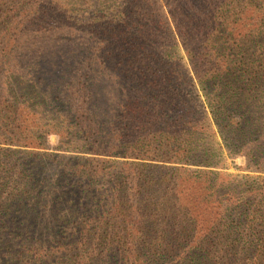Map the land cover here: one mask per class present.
Masks as SVG:
<instances>
[{"label":"trees","instance_id":"obj_1","mask_svg":"<svg viewBox=\"0 0 264 264\" xmlns=\"http://www.w3.org/2000/svg\"><path fill=\"white\" fill-rule=\"evenodd\" d=\"M27 1L0 72L76 38L46 79L78 135L51 155L0 81V264H264V0Z\"/></svg>","mask_w":264,"mask_h":264},{"label":"rangeland","instance_id":"obj_2","mask_svg":"<svg viewBox=\"0 0 264 264\" xmlns=\"http://www.w3.org/2000/svg\"><path fill=\"white\" fill-rule=\"evenodd\" d=\"M67 1L70 4L72 0ZM2 2L0 4V7L3 11L5 10L11 16L16 15L20 5H25L26 7H29L30 5L27 0H6L3 3ZM77 2L79 9L82 10L88 11L90 9L96 8V6L100 8L98 6L100 5V0H77ZM112 5L113 2L107 7ZM18 25H21L20 22L18 23ZM77 43L78 41L74 37L67 38V40L58 41L54 38H47L45 39L41 47H34L26 51L25 55L20 57V64L15 65L14 67L13 65H10V69H12V72H7L8 68L6 66L4 67L3 71L0 72V81L4 83L5 89H8V91H10V94L12 92L14 93V95H11L18 97L21 100H27L28 109L21 110L18 114L19 120L21 121V126L23 127L21 128L23 129L22 134L28 136L29 133H32L34 137H37V140L40 139L42 141L44 150L52 153L51 155L67 156L64 154H68V152H62V150L60 149H64V147L68 149V147L70 146H64V141H60V139L62 136L67 135L65 136L68 137V139H66L67 141H77L78 134L76 127L73 126V123L71 121H68L67 124L60 122L62 118L59 116V112L56 111V107L61 106L60 103L62 102H60V100L66 102V98H64L63 95L61 96V94H59V85H61L59 83V80L56 81L57 78L50 77L46 79V74L50 72L49 69L51 67H53L52 72H54L56 65L54 63L55 60L54 62L52 60L57 55L65 56V58H78L79 56H81L82 52L81 50H79V48L82 47L79 45V43ZM37 59L46 64L43 67V72H41L40 68H38L37 66ZM56 59L57 61L59 60L58 58ZM58 63L60 65L61 61H58ZM37 77H41V80H37ZM37 86L45 89V91L43 89L39 90V92H42L44 95H33V90ZM99 87L100 88L97 89L96 92L100 95V97H103L104 94H106L107 89L104 87L101 88V85ZM57 93L60 95V97L54 98L55 94ZM107 101V95H105V102ZM63 112L67 114L66 106L63 108ZM50 120L54 121V126L52 125L53 122ZM47 122H51V127H48V132L44 134V137L41 138L37 135L38 133L36 131L38 130L36 129V127L38 124V127L44 123L46 125ZM60 160L61 159H58L56 163L46 165L47 168H56L58 169V171H60V169L58 168ZM226 165L229 167V170L232 171L237 166L243 165V159L241 157L227 159Z\"/></svg>","mask_w":264,"mask_h":264}]
</instances>
